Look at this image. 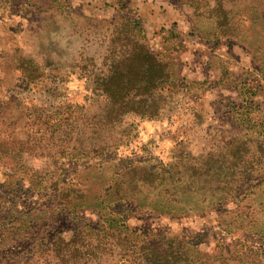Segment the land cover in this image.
<instances>
[{
	"label": "rangeland",
	"instance_id": "rangeland-1",
	"mask_svg": "<svg viewBox=\"0 0 264 264\" xmlns=\"http://www.w3.org/2000/svg\"><path fill=\"white\" fill-rule=\"evenodd\" d=\"M121 25L143 112L95 80ZM132 255L264 264V0H0V264Z\"/></svg>",
	"mask_w": 264,
	"mask_h": 264
},
{
	"label": "trees",
	"instance_id": "trees-1",
	"mask_svg": "<svg viewBox=\"0 0 264 264\" xmlns=\"http://www.w3.org/2000/svg\"><path fill=\"white\" fill-rule=\"evenodd\" d=\"M128 27L121 25L120 29L113 31L110 53L115 54V57L109 58L108 55L104 57L111 61L105 64L103 73L96 76L95 80L107 103L115 106L117 111H125L135 103L138 112H143L149 108L150 103L142 97L152 98L155 94H160V86L168 77L164 72L166 64L158 59L157 53L150 50L142 40V35L131 33L130 27L133 26ZM116 48L117 51L113 50ZM83 74L91 80L90 73L83 72ZM133 98H136V101H133ZM108 195H111V192L99 195L100 201L94 207L102 206L103 199ZM94 231H97V234L106 233V228L95 226ZM197 259L201 260V257ZM197 259L188 256L184 259L179 255H156L152 260L146 255H132L130 264H197ZM87 262L88 259H84L82 264Z\"/></svg>",
	"mask_w": 264,
	"mask_h": 264
}]
</instances>
